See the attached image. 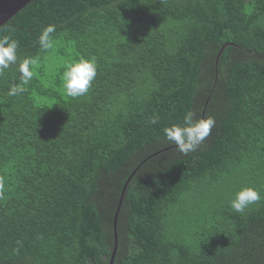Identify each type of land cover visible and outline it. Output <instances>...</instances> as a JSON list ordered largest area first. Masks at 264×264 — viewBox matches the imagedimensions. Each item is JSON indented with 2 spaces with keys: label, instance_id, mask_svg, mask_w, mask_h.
I'll list each match as a JSON object with an SVG mask.
<instances>
[{
  "label": "trees",
  "instance_id": "16d2710c",
  "mask_svg": "<svg viewBox=\"0 0 264 264\" xmlns=\"http://www.w3.org/2000/svg\"><path fill=\"white\" fill-rule=\"evenodd\" d=\"M5 35L19 46L0 75V264H109L125 183L209 97L199 148L161 152L130 181L114 264H264V0H33ZM80 57L97 76L71 98L63 66ZM242 187L262 199L237 213Z\"/></svg>",
  "mask_w": 264,
  "mask_h": 264
},
{
  "label": "clouds",
  "instance_id": "9594fccd",
  "mask_svg": "<svg viewBox=\"0 0 264 264\" xmlns=\"http://www.w3.org/2000/svg\"><path fill=\"white\" fill-rule=\"evenodd\" d=\"M55 25H46L38 36V44L44 51L54 47ZM18 41L9 36H0V75L11 65L17 64ZM39 58H24L19 62L18 72L22 85H27L33 77V68L38 65ZM61 76L62 87L66 96L77 98L88 93L94 79L97 76L98 64L95 57L71 59L64 63ZM24 88L13 83L9 88L7 95L16 96L23 92ZM157 117H153L155 122ZM215 119L212 117L194 119V114L188 112L183 119L182 124H172L163 129L164 135L168 141L173 142L177 149L184 155L194 152L211 134L215 127ZM262 199L260 192L253 187H242L234 193L229 201L230 208L243 213L245 209Z\"/></svg>",
  "mask_w": 264,
  "mask_h": 264
},
{
  "label": "water",
  "instance_id": "95a60500",
  "mask_svg": "<svg viewBox=\"0 0 264 264\" xmlns=\"http://www.w3.org/2000/svg\"><path fill=\"white\" fill-rule=\"evenodd\" d=\"M31 1H33V0H0V27L3 26L4 24H6L13 16H15L22 9H24ZM230 46H232V44H226L225 46L222 47V49L220 50V52H219V54H218V56L216 58V66H218V64H219L221 55L224 53L226 48H228ZM217 79H218V75H216V81H217ZM209 101H210V97L206 101V104H205L204 109L202 111V118H205V114H206V110H207ZM176 147H170V148L164 149L161 152H165V151H168V150L176 148ZM161 152H158V153L150 156L145 161H143L135 169V171L132 173V175L129 177V179L125 183V186H124V188L122 190L121 197H120V200H119V203H118V207H117V210H116V213H115V216H114V221H113L114 249H113L112 256H111L109 264H114L115 258H116V254H117V250H118V243H119V238H118V219H119V215H120V212H121V209H122V204H123V201H124V197H125V193H126V190L128 188V185H129L130 181L132 180V178L135 176V174L138 172V170L143 166V164H145L146 161H148L149 159L159 155Z\"/></svg>",
  "mask_w": 264,
  "mask_h": 264
}]
</instances>
